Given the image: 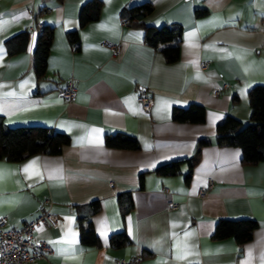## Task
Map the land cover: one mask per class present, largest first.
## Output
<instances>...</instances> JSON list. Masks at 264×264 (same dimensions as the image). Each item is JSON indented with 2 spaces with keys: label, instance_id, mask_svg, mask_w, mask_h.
I'll use <instances>...</instances> for the list:
<instances>
[{
  "label": "crops",
  "instance_id": "crops-1",
  "mask_svg": "<svg viewBox=\"0 0 264 264\" xmlns=\"http://www.w3.org/2000/svg\"><path fill=\"white\" fill-rule=\"evenodd\" d=\"M87 1L0 0V115L10 126L41 124L70 138L59 154L0 159V217L8 227H21L49 201L62 214L59 228L36 230L52 252L27 264L134 257L143 264H264V161L244 163L239 147L215 143L227 114L250 120L249 90L264 84V0H102L98 19L81 26ZM144 2L153 5L147 24L183 26L178 61L167 63L142 28L125 24L123 10ZM198 9L206 13L198 16ZM37 23L54 27L41 79L32 69ZM24 30L26 48L10 54L6 41ZM72 31L78 44L69 40ZM106 40L120 43V54L113 56ZM71 78L76 94L66 101L60 90ZM144 91L154 100L150 111L138 100ZM191 103L206 108L205 122L175 121L173 109ZM116 131L136 136L140 149L106 146V134ZM202 137L212 143L192 172L188 162L177 175L155 171L192 156ZM129 192L133 208L123 215L118 196ZM95 200L101 208L90 215L86 205ZM170 201L178 205L170 208ZM79 213L89 216L100 245L82 243ZM242 218L256 220L250 240L214 237L221 219ZM120 231L132 242L113 247L110 237Z\"/></svg>",
  "mask_w": 264,
  "mask_h": 264
},
{
  "label": "trees",
  "instance_id": "trees-1",
  "mask_svg": "<svg viewBox=\"0 0 264 264\" xmlns=\"http://www.w3.org/2000/svg\"><path fill=\"white\" fill-rule=\"evenodd\" d=\"M61 1V0H60ZM103 2L102 0H88L83 4L80 12V24L98 19ZM153 11L149 2L131 5L122 12V17L130 27H140L144 30L145 42L162 53L167 63H173L180 58L183 26L178 23H163L161 26L149 25L144 18ZM205 9H198V16L204 15ZM37 41L32 55V69L38 79L46 75L48 57L53 42L54 27L48 24H36ZM30 31L24 30L6 41L10 54L26 48ZM69 40L78 44L77 31L68 33ZM251 116L244 122L231 114H227L217 123L215 143L219 146H234L242 150V160L247 164H257L264 161V84H256L249 90ZM172 117L177 122L203 123L206 120V108L199 103H191L187 107H175ZM70 142L69 136L60 130L51 127L33 124L24 126H10L0 115V159L20 161L34 154H59L62 147ZM212 143L208 137L198 140L195 152L184 159H175L159 165L155 171L160 175H177L183 162H188L191 171L201 160L202 148ZM105 144L108 147L138 150L140 144L134 135L116 131L107 133ZM119 204L123 215L133 208L131 193L119 194ZM86 207L90 215L98 212L101 202L95 200ZM81 241L84 245L98 246L101 244L96 234L88 229L89 216H78ZM86 221V222H85ZM256 220L251 218L221 219L216 226L214 237L221 239L233 236L240 244L252 237L256 227ZM132 242L126 231L113 233L110 243L113 247H122Z\"/></svg>",
  "mask_w": 264,
  "mask_h": 264
},
{
  "label": "built area",
  "instance_id": "built-area-1",
  "mask_svg": "<svg viewBox=\"0 0 264 264\" xmlns=\"http://www.w3.org/2000/svg\"><path fill=\"white\" fill-rule=\"evenodd\" d=\"M102 45L111 50L113 56L121 52V44L110 41L102 42ZM206 64L204 63L203 66ZM216 93H219L217 91ZM76 94V84L73 78L69 79L60 90V95L66 100L74 99ZM138 100L146 111H150L154 100L149 92H141ZM208 185L213 184L211 178ZM207 194V186L202 187L199 195L204 197ZM174 201L169 202V207H176ZM62 225V214L58 212L48 202V207L35 218L26 221L21 227H8L7 218L0 217V264H27L35 262L52 252V248L45 240H41L36 235V230L40 227L59 228ZM117 264H143L141 257L122 259Z\"/></svg>",
  "mask_w": 264,
  "mask_h": 264
},
{
  "label": "snow or ice",
  "instance_id": "snow-or-ice-1",
  "mask_svg": "<svg viewBox=\"0 0 264 264\" xmlns=\"http://www.w3.org/2000/svg\"><path fill=\"white\" fill-rule=\"evenodd\" d=\"M28 169L27 168H25V171H27ZM180 257H178V259H179Z\"/></svg>",
  "mask_w": 264,
  "mask_h": 264
}]
</instances>
